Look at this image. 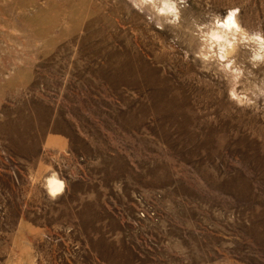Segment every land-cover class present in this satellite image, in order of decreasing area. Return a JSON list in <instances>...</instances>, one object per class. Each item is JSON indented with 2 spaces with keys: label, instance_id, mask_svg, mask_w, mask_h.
Here are the masks:
<instances>
[{
  "label": "rangeland",
  "instance_id": "1",
  "mask_svg": "<svg viewBox=\"0 0 264 264\" xmlns=\"http://www.w3.org/2000/svg\"><path fill=\"white\" fill-rule=\"evenodd\" d=\"M139 3L0 0V264H264V59L194 55L264 0Z\"/></svg>",
  "mask_w": 264,
  "mask_h": 264
},
{
  "label": "clouds",
  "instance_id": "2",
  "mask_svg": "<svg viewBox=\"0 0 264 264\" xmlns=\"http://www.w3.org/2000/svg\"><path fill=\"white\" fill-rule=\"evenodd\" d=\"M150 5L157 11L158 14L172 13L173 19L169 23L174 22V19L179 11L176 0H140L137 7ZM197 31L194 33L198 36L199 47L194 55L204 61L223 62L220 66L225 70L233 72V80L238 77L237 68H232L234 63L233 56L237 45H243L246 48H251L255 44L257 47L251 49L253 55L251 59H264V35L259 32L249 33L244 29L236 19V12L229 11L226 15L214 14L203 24L195 25ZM215 49V51H214Z\"/></svg>",
  "mask_w": 264,
  "mask_h": 264
},
{
  "label": "bare ground",
  "instance_id": "3",
  "mask_svg": "<svg viewBox=\"0 0 264 264\" xmlns=\"http://www.w3.org/2000/svg\"><path fill=\"white\" fill-rule=\"evenodd\" d=\"M50 191L52 194H58L61 191V183H58L56 181H50Z\"/></svg>",
  "mask_w": 264,
  "mask_h": 264
}]
</instances>
